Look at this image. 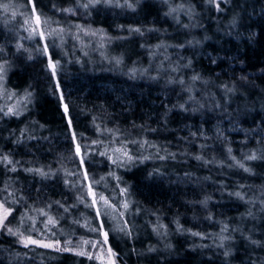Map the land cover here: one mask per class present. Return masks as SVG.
<instances>
[{
	"label": "trees",
	"instance_id": "16d2710c",
	"mask_svg": "<svg viewBox=\"0 0 264 264\" xmlns=\"http://www.w3.org/2000/svg\"><path fill=\"white\" fill-rule=\"evenodd\" d=\"M25 2L26 0H0V4L12 3L16 6L17 16L9 23V27H16L22 23L19 13L28 11L27 8L21 7ZM181 2L182 0H169V3ZM192 2L201 13L203 28L193 30L187 38L192 39L193 35L198 39L204 35L210 37L203 42L202 47L198 46L195 49L197 55L194 59L199 61L196 65L197 70L204 71L205 75H212L214 80L215 73H221L217 83L235 79L242 74L247 75L248 79L254 81L261 91L250 92L245 89L249 107L253 111L240 117L233 113L231 121L227 114L219 112L181 113L177 109L170 114L167 129L150 133L133 128V122L136 125L161 127L156 122L157 116L164 112V105L171 107L172 104L177 103L178 97L175 92L166 91L162 81L157 83L146 75H141L139 71L132 73L131 69L135 67L139 70L148 67L150 63L155 67L163 58L162 55L153 58L150 55L152 48L149 46L161 40L176 44L184 39V29L172 17L164 16L168 10L164 0H146L135 12L104 9L88 16L81 10L79 13L84 15L85 19L82 16L76 17L69 13L57 12L50 6L54 3L57 8H68L74 5L75 0H37V7L43 15L59 21L66 28L74 24H83L85 27L90 25L92 28L102 27L107 30L108 36L113 38L109 46L97 49L94 46H82L74 36L66 35L63 47L52 50L57 54L55 58L62 60L61 84L65 102L69 103L72 109L77 132H84L92 140L98 139L103 142L90 145L93 149L92 159L88 164L90 176H93L95 180H99L100 177L107 178L114 185V178L108 175L114 172L120 177L124 187L130 186V197L136 202L128 213L129 223L133 226L136 235L129 239L118 232L110 231L109 244L119 253L117 264H225L220 250L213 244L215 234L220 232L222 221L232 227L240 225L245 229L255 225L257 232L254 238L264 240V220L259 219L258 208L252 209L258 217L256 221H252L250 218L243 217L250 206L228 195V192L236 190L238 183L251 185L252 192H249V195L251 196L253 192L258 195L259 186L264 183V180L249 176L239 168L221 167L217 163L206 164L204 161L195 159L196 155H203L207 160L215 157L216 160L227 161L226 148L229 146L233 150V155L237 159H242L250 149L259 147L253 139V133L258 132L264 135V110L261 109L260 103L255 102H264V96L261 95L264 91V75L261 74V69H264V0H246V2L239 0L244 7L235 10L240 11L244 17V26L233 30L231 35H226L225 31L232 11L218 13L206 3V0H192ZM201 5L204 6L201 7ZM9 16L11 11L5 13L4 9L0 8V36L5 32L3 25ZM179 19L182 23L189 22L183 14ZM49 24L56 27L51 21L44 27L47 29ZM119 24L149 28L155 26L166 31L146 33L144 37H141L138 34H129L120 30L117 28ZM72 32H75L74 28ZM251 32H256L257 35L249 40ZM19 35H26V33L20 30ZM116 37H122V39H116ZM141 44L146 47H140ZM26 46L31 47V44ZM163 51L161 49L162 53ZM84 53H87V56ZM207 53H212L213 56L219 53V56L224 58L217 60L219 67L209 63ZM168 54L175 59L174 49L169 48ZM180 55L191 57L193 53L181 51ZM116 57L123 58L121 64L115 63ZM229 57H236V59H229ZM78 60L81 62H77ZM44 63L45 58L37 57L35 61L26 60L17 63L8 72L7 92L15 90L18 98L22 96L23 90L31 85L34 89V102L28 105V111L23 116L0 120V153H9L14 160L20 161L23 167L50 166L52 169H57L62 166L69 172H73L77 169V161L69 150L71 145L67 139L65 123L61 119L58 97L48 91L50 79L43 67ZM224 72L228 74L225 75ZM179 102L183 103V100ZM244 103L245 100L238 95L229 111L232 112L237 105L243 107ZM0 105H5L1 97ZM93 115L104 117L103 122L100 119L96 121L101 128L119 129L125 134L124 137H117L114 140L112 134L107 131L96 132L92 124ZM31 120H39L41 124L46 125L42 131L34 130L33 135L47 136L49 139L41 140L39 144L35 140L25 141L22 144L12 143L15 137L8 139L9 131L13 129L18 131L25 125L34 128L30 124ZM217 125L228 137V141H225L223 137L216 138ZM201 127L210 139L205 140L200 136ZM192 133L196 135L193 136ZM143 136L159 145L160 155L166 154L163 151L165 148L169 153H177L176 160L169 158L161 161L155 159L154 148H148L146 151L141 149L143 155H153L154 158L137 163L135 167L130 166V170H126L112 165L107 157L99 155V152L105 151L106 148L119 147L122 138L137 139ZM200 144H206L208 147L202 150L199 147ZM129 147L134 154L137 152L136 145H129ZM251 166L257 172H264V164L251 162ZM157 168L164 175H148ZM185 172L189 173L188 178H184ZM16 175L0 164V182ZM63 175V172H58L55 181H41L39 176L20 171L19 180L24 187V194L29 199L26 204L22 202L17 206V212L14 213L17 216V219L13 221L14 227L20 226L25 232L33 230L31 235L37 237L41 233L44 217L32 209L45 208L46 203L55 200L68 204L76 203V196L82 195L83 190L65 186ZM68 179L75 183L79 176L75 178L69 176ZM34 188L40 190L38 194L33 191ZM225 188L227 191H224ZM206 196H211L212 199L205 206L199 202ZM136 206L140 207L139 213L134 212ZM24 208L29 209L27 215L34 218V223L27 216L22 225L19 223L18 213ZM45 211L57 217L63 214L56 205H53L51 209L45 208ZM157 216H159V223L168 226V235L165 240H160L152 232L151 225L158 222ZM73 219L79 220L80 223H73ZM176 220H179L184 229L191 231H177ZM85 223L91 227L96 226L92 210L81 204L73 210L71 216L66 215L65 224L60 226L65 229L67 236L71 239H76L80 235L95 238L96 234L89 232ZM110 224L111 221L105 218V228H110ZM194 233L203 235H194ZM169 242L174 245V248L165 250L163 245ZM149 244L157 246L159 251L146 256H138L131 251L133 247L141 251ZM234 246L238 251L231 258L232 264H241L242 259L248 258L243 251L245 243L237 237ZM252 256L253 258L264 256V253L257 249L252 252ZM0 264L97 263L74 253L25 247L17 243V237L0 233Z\"/></svg>",
	"mask_w": 264,
	"mask_h": 264
},
{
	"label": "snow or ice",
	"instance_id": "6c2138e0",
	"mask_svg": "<svg viewBox=\"0 0 264 264\" xmlns=\"http://www.w3.org/2000/svg\"><path fill=\"white\" fill-rule=\"evenodd\" d=\"M146 0H75L72 7L68 8H57L56 4H51V9L60 13L77 14L81 10L91 16L93 12L99 13L104 9H121V10H131L133 12L137 11ZM246 2V0H245ZM167 5V11L164 13L165 17H172L173 20L184 29V39L180 43L170 44L164 40H161L155 45L149 47L152 48L150 55L155 58L157 55H162V59L158 64L153 67L150 63L148 67L141 69H136L135 67L131 69L132 73L139 71L141 75H146L150 80L160 83L161 81L165 84V90L175 92L178 100L177 103L172 104L171 107L164 105V112L157 116L156 122L161 127L153 128L150 125L140 124L136 125L133 122V128H138L141 131H146L150 133H157L158 131L167 129L170 114L174 110H180L181 113H204L208 111L219 112L221 114H227L229 120L233 118V113L237 117L244 116L249 112L253 111L249 107V102L247 100V94L245 89L250 92L261 91L254 81H250L247 75H240L235 79H229L227 81H220L219 77L221 73H215L216 79L212 78V75H205L204 71H198L196 65L199 63L196 57L197 53L195 49L203 46V42L210 39L209 36L204 35L202 38H197L195 35L192 39H188L187 35L197 28H203L201 23V13L198 11L197 6L192 0H182L181 3H169V0H164ZM206 3L211 6L218 13H227L232 11V15L228 20V28L225 31L226 35H231L233 30H237L244 26V17L240 11H236V8H243L244 6L239 3V0H206ZM204 5H201L203 7ZM15 5L12 3L0 4V8H3L5 13L11 11V16L7 18L4 22L5 32L0 36V95H3L7 90L3 88L6 83L8 72L17 64L24 61H35L37 57L45 58V63L43 65L44 69L49 74L50 87L48 91L50 94L57 96L59 100V110L61 114V119L65 123V130L67 132V139L70 142V152L72 157L77 161L76 171L69 172L62 166L57 169H52L50 166L41 167H23L20 161H16L13 157L7 153H0V164L4 165L7 171L16 173L15 177H9V179L0 182L2 187H0V233H7L8 235L17 237V243L28 246H39L45 249H53L56 252L64 253H75L81 257H88L90 260H98L101 264H117V253L109 244L110 231L114 233H120L124 237L132 239L136 235L133 231V226L129 223L128 212L133 209L135 201L129 199L130 192L129 187H119L120 177L114 172L109 173L113 177L118 186V191L121 194L120 199L115 203L107 195L102 192L96 191V186H99L104 180V177H100L99 180H95L93 176H90L88 171V164L92 159L93 149L90 145H98L103 142L96 139L92 140L84 132H77V126L74 124V117L72 114V109L69 103L65 102L64 89L61 84L63 64L61 59H57L56 53L52 49L62 48L66 35H72L75 39H80V34L84 33L89 36L99 37L101 42V47H104L105 42L113 39L108 36L107 30L104 28H92L90 25L85 27L83 24L70 25L65 27L60 24L59 21L52 20L51 17L45 16L37 7V0H26V2L21 5V7L27 8V13L20 12L19 15L22 18V23H19L16 27H9V23L15 20L17 12L15 11ZM183 14L187 17L188 23H182L179 19L180 15ZM51 21L56 27H49L45 29L44 25ZM75 28V32H72V28ZM122 31H126L129 34H138L144 37L146 33H160L161 31H166L156 28L155 26L141 27V26H125L123 24L117 25ZM23 30L26 35H19V31ZM257 35L256 32H251L248 39L251 40ZM116 39H122V37H116ZM59 40V44H57ZM31 44V47H27L26 44ZM51 46V47H50ZM140 47L144 48L146 45L141 44ZM174 49L176 51L175 59H173L171 54H168V49ZM163 49V53L161 52ZM181 51H192L193 55L183 56L180 55ZM87 56V53H84ZM103 55V53H102ZM107 58V57H105ZM207 58L211 65H216L217 60H223V57L213 56L212 53H207ZM229 59H236V57H229ZM116 64H121L123 61L122 57L114 58ZM81 62V61H77ZM242 63V61H241ZM154 73V74H153ZM227 75V72H224ZM261 74L264 75V69H261ZM171 86V87H169ZM177 88L179 91L177 92ZM215 89V91H213ZM219 93V95H217ZM9 98H16V102L12 104L0 105V120L5 118L16 117L19 118L23 116L28 111V105L34 102V89L29 85L28 88L23 90L22 96L17 98V93L15 90L7 93ZM240 96L245 100L243 107L237 105V107L230 112L229 109L232 106L234 99ZM264 96V91L261 92ZM183 100V103L179 102ZM260 103V107L264 110V102L255 101ZM97 119L103 122L104 117L92 116V124L96 132L103 133L107 131L112 134L113 139L117 137H124L125 134L121 133L119 129H103L100 124H97ZM29 125H25L18 131L13 129L9 131L8 139L15 137L11 142L14 144H22L25 141L35 140L37 144L41 140H48L47 136H35L33 135L34 130H44L46 128L45 124H41L39 120H31ZM200 136L208 140L210 137L204 134L202 127L199 129ZM193 136L196 133H192ZM215 135L217 139L223 137L225 141H228V137L224 135L223 130L217 125L215 130ZM253 139L259 145L257 148H252L247 154L243 156L242 159H237L233 155V150L229 146L226 148L227 151V161L216 160L215 157L212 160H207L203 155H196L195 159L198 161H204L206 164L217 163L221 167L227 166L228 168H239L243 172L248 173L249 176L259 177L264 180V172H257L255 168L251 166V162H259L264 164V135L261 133L254 132ZM129 145H136L137 152L134 154L132 148ZM199 147L203 150L208 147L206 144H200ZM148 148L155 149V159L165 161L171 158L176 160L177 153H169L167 149H163L166 153L165 155H160L161 148L159 145L149 141L146 136L137 139H120V146L110 149L111 155L109 154V149L99 152V155L107 157L112 165L119 168H124L130 170L131 167H135L137 163H143L147 160H152L153 155H143L141 149L147 150ZM184 155V153H181ZM19 166V167H18ZM47 167V170H46ZM25 173H31L33 176H39L41 181L44 180H56L58 172H63V183L65 186L75 187L77 189H82L83 194L76 196L75 204L62 203L60 200L52 201L51 203H46L45 208L51 209L53 205H56L58 210H62L64 215L71 216L73 210L78 208L79 205H84L93 212V217L96 221V226L90 228V231L95 233L98 237L97 239H86L80 237L78 240H73L71 238L61 241L60 239L44 238V234L40 233L41 238H35L31 234H25L21 231L20 226H13V221L17 219L14 213L17 212V206L21 203H27L29 197L24 194V187L19 180L20 171ZM164 175L160 169H154L153 172H149V176L153 175ZM73 178L79 176V179L73 183L68 177ZM184 178L189 177V173L185 172L183 174ZM179 179V176H178ZM210 179V177H206ZM19 185V186H18ZM37 194L39 189H33ZM224 191H227L225 188ZM249 192H252V186L249 184H237V188L234 191L228 192L230 197H235L240 201H244L250 207L243 214V217L250 218L252 221L258 219L256 212L252 209L258 208L260 213L259 219L264 220V183L259 186V194L255 192L250 196ZM211 196H206L201 203L202 205H207L208 201L211 200ZM45 208L32 209L38 212L44 217L43 226L49 232L52 231L53 226H58L60 224V219L63 218L54 216L50 214L49 211H45ZM28 208H24L18 213L19 223L22 225L26 216L29 220L33 221L32 216H28ZM135 213L140 212V207L136 206L134 208ZM155 215V213H153ZM211 217V213L209 214ZM11 217V219H10ZM105 218L111 221L110 228H105ZM157 218V223L152 224V232L155 233L160 240L167 239L168 226L159 223V216ZM73 223L79 224L80 221L73 219ZM177 231H191L184 229L179 223V220L175 221ZM222 226L220 232L215 234L213 240L214 246L220 250L221 255L224 257L225 264H232V257L238 249L234 246L237 242V237L245 243L244 253L247 255V259H242L241 264H264V256H256L253 258L252 252L259 250L264 253V240L254 238L257 232L255 225L253 227L245 229L240 225L232 227L230 224L221 222ZM85 223V227H87ZM55 236V233H52ZM194 235H203L201 233H194ZM165 250H172L174 245L170 242L163 245ZM132 252L136 253L138 256H146L150 253H157L159 249L157 246L149 244L145 249L137 251L135 247L131 249Z\"/></svg>",
	"mask_w": 264,
	"mask_h": 264
},
{
	"label": "rangeland",
	"instance_id": "374dc122",
	"mask_svg": "<svg viewBox=\"0 0 264 264\" xmlns=\"http://www.w3.org/2000/svg\"><path fill=\"white\" fill-rule=\"evenodd\" d=\"M24 12V11H23ZM24 13H27V11L26 12H24ZM72 15H74V16H76V17H78V16H82V18L84 17V15H81V13H77V14H72ZM84 19H85V17H84ZM75 25V24H74ZM74 28V27H73ZM46 29V28H45ZM74 30H75V28H74ZM77 41H79L80 42V45H82V46H87V47H89V46H94L95 48H99V47H101V42H100V38L99 37H94V36H89V35H86V34H84V33H81L80 34V39L79 40H77ZM111 41L112 40H110V41H107V42H105V44H104V47H106V46H109L110 45V43H111ZM74 48V47H73ZM102 49H103V47H102ZM74 50V49H73ZM7 81H8V74H7V80H6V83L3 85V88L4 89H6L7 90ZM8 91V90H7ZM6 91V92H7ZM4 93L3 95H0V97H1V99L2 100H4V102H5V105L6 104H12V103H15L16 102V98L14 99V98H9V96H8V92L7 93ZM11 100H13V102H11ZM109 154L111 155V152H110V149H109ZM112 181L111 180H109V179H107V178H104V180L101 182V184L99 185V186H96V191L97 192H102L104 195H107L110 199H112V201L115 203L117 200H119L120 199V193H119V191H118V186H117V182H116V180L114 179V185H112ZM119 187H124V185H122L121 184V179H120V185H119ZM129 199L130 200H132L131 199V197L129 196ZM129 213V212H128ZM63 217V218H61L60 219V224L58 225V226H53L52 227V231L51 232H49L47 229H45L44 228V226L41 228V233H43L44 234V238H51V239H60L61 241H64V240H66V239H69V238H71V237H69V236H67V232L65 231V229H63L60 225H63V224H65V221H66V215H64V214H60L58 217ZM11 218V217H10ZM88 226L86 227V229L90 232V228H92L91 227V225H89V224H87ZM65 228V227H64ZM21 231H24L22 228H21ZM32 231L33 230H29V232L28 231H24L25 232V234L27 235V233L28 234H31L32 233ZM52 233H55V236H53L52 235ZM7 234V233H6ZM35 238H41V236H40V233L37 235V237L36 236H34ZM80 237H84V238H86V239H97L98 237L96 236L95 238L94 237H85V236H79L78 238H76V239H73V240H78ZM63 238V239H62ZM28 247H36V248H40V249H44V250H49V251H52V252H56L55 250H53V249H45V248H42V247H39V246H28ZM64 253H69V252H64ZM75 254V253H74ZM87 259H89L88 257H87ZM90 260V259H89ZM91 260H93V261H95L97 264H101V262L100 261H98V260H94V259H91Z\"/></svg>",
	"mask_w": 264,
	"mask_h": 264
}]
</instances>
